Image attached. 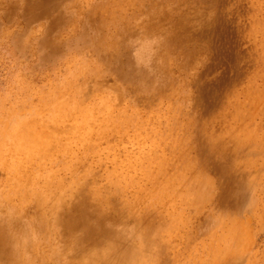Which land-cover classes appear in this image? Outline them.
Instances as JSON below:
<instances>
[{
  "label": "rangeland",
  "instance_id": "1",
  "mask_svg": "<svg viewBox=\"0 0 264 264\" xmlns=\"http://www.w3.org/2000/svg\"><path fill=\"white\" fill-rule=\"evenodd\" d=\"M0 264H264V0H0Z\"/></svg>",
  "mask_w": 264,
  "mask_h": 264
},
{
  "label": "bare ground",
  "instance_id": "2",
  "mask_svg": "<svg viewBox=\"0 0 264 264\" xmlns=\"http://www.w3.org/2000/svg\"><path fill=\"white\" fill-rule=\"evenodd\" d=\"M97 126H98V125H97ZM51 129H52V128H51ZM56 129H58V128H56ZM56 129H55V127H54V129H52V130L57 131ZM48 130H49V129H48ZM52 130H51V131H52ZM58 131H60V130H58ZM58 131H57V132H58ZM63 131H64V130H63ZM52 132H54V131H52ZM65 132H67V131H65ZM54 133H55V132H54ZM44 134H46V133H44ZM42 135H43V134H42ZM16 136H17V135H16ZM34 137H35V136H33V135H31V134L29 135L28 133H25V131H22V133L20 134V136L18 135V136L16 137V140H17V142H18L19 145H24V144L28 145V144H30L29 142H32V143L34 142L33 140L36 139V137H35V138H34ZM217 139H218V138H217ZM36 140H37V139H36ZM38 140H39V139H38ZM38 140H37V141H38ZM39 141H41V143H43V142H42V139L39 140ZM39 141H38V142H39ZM34 144H35V143H34ZM34 144H33V145H34ZM35 145H37V144H35ZM42 145H43V147L45 146L44 144H42ZM29 146H30V145H29ZM35 147H36V146H35ZM43 147H41V148H43ZM39 148H40V147H39ZM39 150H40V149H39ZM44 150H45V149H44ZM40 151H41V150H40ZM45 152H46V151H45ZM194 181H195V179H194ZM199 182H200V181H199ZM199 182H198V183H199ZM203 182H204V181H203ZM203 182H202V183H203ZM202 183H201V184H202ZM193 184H194V183H193ZM164 187H165V185H164ZM166 187H167V186H166ZM166 187H165V188H166ZM200 187H201V186H200ZM194 188H195V187H194ZM198 188H199V187H198ZM197 190H198V189H197ZM161 191H162V190H161ZM166 192H167V191H166ZM194 193H195V192H194ZM200 194H201V193H200ZM164 195H165V194H164ZM159 197H160V196H159ZM188 201H190V200H188Z\"/></svg>",
  "mask_w": 264,
  "mask_h": 264
}]
</instances>
